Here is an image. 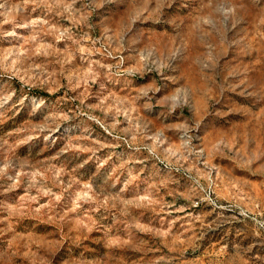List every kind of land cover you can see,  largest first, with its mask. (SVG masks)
Masks as SVG:
<instances>
[{
    "label": "clouds",
    "instance_id": "obj_1",
    "mask_svg": "<svg viewBox=\"0 0 264 264\" xmlns=\"http://www.w3.org/2000/svg\"><path fill=\"white\" fill-rule=\"evenodd\" d=\"M0 264H264V0H0Z\"/></svg>",
    "mask_w": 264,
    "mask_h": 264
}]
</instances>
